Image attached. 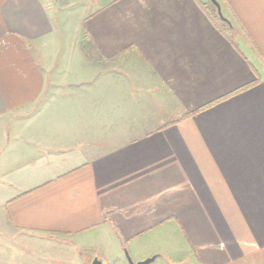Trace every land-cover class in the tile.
I'll use <instances>...</instances> for the list:
<instances>
[{
	"label": "crops",
	"instance_id": "crops-1",
	"mask_svg": "<svg viewBox=\"0 0 264 264\" xmlns=\"http://www.w3.org/2000/svg\"><path fill=\"white\" fill-rule=\"evenodd\" d=\"M91 2L0 0V264H264V0Z\"/></svg>",
	"mask_w": 264,
	"mask_h": 264
},
{
	"label": "rangeland",
	"instance_id": "rangeland-1",
	"mask_svg": "<svg viewBox=\"0 0 264 264\" xmlns=\"http://www.w3.org/2000/svg\"><path fill=\"white\" fill-rule=\"evenodd\" d=\"M91 1L93 0H49V5L50 7H52V10L53 8H55L58 11L56 13V18L58 17L57 26L59 27L58 29L57 27H55V32H56L55 37H50L48 40V43H46L45 46L41 48L44 57L52 58L53 56L56 55L57 51L59 50V47L61 46V45L58 46V41H61V40L62 42L63 40H73L74 41L76 25L80 21V16L77 15V13L78 11H81V9L84 10L85 9L84 7L89 8V6L92 5ZM202 1L208 4L206 0H202ZM63 2H67V4L81 3V5H83L84 7L83 6L81 7L80 5H78L76 7H71L68 11L59 10ZM52 10L49 9L50 12ZM57 33H58V36H57ZM65 44H67V42ZM67 48L68 47H66V50ZM16 242H20V240H16ZM63 247L67 248V246H63ZM15 248H16V252H18V254L16 255L17 259H19L21 263L22 261H24L25 263L27 262L29 264H55L54 262H56V258H57V260H59L56 262L57 264L58 263L78 264V260H80L75 255H72L70 252H68V254H66L65 252L60 253V254L57 253L58 257H56L54 251H51V250L49 251V249H51L49 247H46L47 248V252L45 254L46 257L44 253H35L36 251H34L35 249L33 247H30V250L26 248L25 250H27V252L19 251L20 248L17 246ZM38 255L40 256V259H43V261L41 262L38 261ZM128 257L130 258L131 256L128 255ZM130 260L133 262L132 258H130ZM159 262L160 261H154L150 264H159ZM133 263H137V262H133Z\"/></svg>",
	"mask_w": 264,
	"mask_h": 264
},
{
	"label": "water",
	"instance_id": "water-1",
	"mask_svg": "<svg viewBox=\"0 0 264 264\" xmlns=\"http://www.w3.org/2000/svg\"><path fill=\"white\" fill-rule=\"evenodd\" d=\"M208 1L215 8L216 14H217L219 20L221 22L227 24V26L229 28H232L230 22L223 16L220 4L217 2V0H208ZM125 256H126L128 264H150V263H152L155 260V256H153V257L148 258V259H146L144 261L133 263L126 253H125ZM91 264H103V263H102V261L100 259L94 258L92 260Z\"/></svg>",
	"mask_w": 264,
	"mask_h": 264
},
{
	"label": "trees",
	"instance_id": "trees-1",
	"mask_svg": "<svg viewBox=\"0 0 264 264\" xmlns=\"http://www.w3.org/2000/svg\"><path fill=\"white\" fill-rule=\"evenodd\" d=\"M208 6H209V8H210V11H209V13H208V16H210V18H211V20L215 23V24H217V25H220V26H222L224 29V32L226 33V32H228L232 37H233V32L231 31V30H229V28L227 27V25L225 24V23H223V22H221L220 20H219V18H218V16H217V14H216V10H215V8L209 3V1H208ZM227 34V33H226ZM211 105H213V104H210L209 106H211ZM208 106V107H209ZM194 114V113H193ZM191 114H188V115H186L185 117H189Z\"/></svg>",
	"mask_w": 264,
	"mask_h": 264
},
{
	"label": "snow or ice",
	"instance_id": "snow-or-ice-1",
	"mask_svg": "<svg viewBox=\"0 0 264 264\" xmlns=\"http://www.w3.org/2000/svg\"><path fill=\"white\" fill-rule=\"evenodd\" d=\"M101 27H102V25H101Z\"/></svg>",
	"mask_w": 264,
	"mask_h": 264
}]
</instances>
